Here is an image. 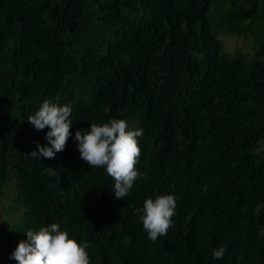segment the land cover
Wrapping results in <instances>:
<instances>
[{
  "label": "trees",
  "instance_id": "16d2710c",
  "mask_svg": "<svg viewBox=\"0 0 264 264\" xmlns=\"http://www.w3.org/2000/svg\"><path fill=\"white\" fill-rule=\"evenodd\" d=\"M45 98L72 105V135L35 160ZM109 118L143 129L124 199L74 139ZM168 192L153 242L137 209ZM54 221L90 264H264V0H0V264Z\"/></svg>",
  "mask_w": 264,
  "mask_h": 264
},
{
  "label": "clouds",
  "instance_id": "9594fccd",
  "mask_svg": "<svg viewBox=\"0 0 264 264\" xmlns=\"http://www.w3.org/2000/svg\"><path fill=\"white\" fill-rule=\"evenodd\" d=\"M72 105L58 103L45 98L34 113L26 119L36 130L47 127L45 139L48 143H37L36 149L28 153L33 159L38 156L52 158L62 151L73 123ZM143 135L142 128H132L125 118H109L104 122L90 121L87 127L76 129L74 139L82 160L89 168H103L113 180L117 199L125 198L133 187L134 181L146 174L135 165L140 157L138 138ZM177 197L174 193H159L146 197L137 209L139 220L147 238L155 242L166 235L176 215ZM26 238L18 241L9 253V259L16 264H90L88 242L70 234L59 222H49L24 231ZM226 245L211 249L214 260L224 257Z\"/></svg>",
  "mask_w": 264,
  "mask_h": 264
},
{
  "label": "rangeland",
  "instance_id": "374dc122",
  "mask_svg": "<svg viewBox=\"0 0 264 264\" xmlns=\"http://www.w3.org/2000/svg\"><path fill=\"white\" fill-rule=\"evenodd\" d=\"M226 46L228 47V49H232L234 46L239 44L238 40H234L233 38H229V37H224L223 38Z\"/></svg>",
  "mask_w": 264,
  "mask_h": 264
}]
</instances>
